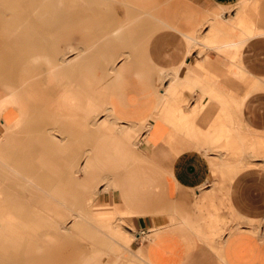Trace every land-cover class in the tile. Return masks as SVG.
Segmentation results:
<instances>
[{"label": "crops", "instance_id": "1", "mask_svg": "<svg viewBox=\"0 0 264 264\" xmlns=\"http://www.w3.org/2000/svg\"><path fill=\"white\" fill-rule=\"evenodd\" d=\"M123 1L131 12L156 13V19L161 23L158 25L152 18L150 22L143 21L142 29L137 28V36L150 32L144 52H137L135 57L126 52L124 57L128 65L123 67V38L131 31L127 28L130 21L123 22V11L119 10L102 11L93 20L109 25L119 19L118 26H123L122 29L116 26L112 31L118 41L114 47L117 52L110 60L116 63V68L94 69L88 80L77 82L72 77V72L80 70L84 63H77L78 59L74 58L72 66L71 58L63 64V58L59 56L64 47L61 42L31 44L21 61L22 66H16V82L0 87V112L4 106H15L10 117L5 118L0 113V158L15 163V146L22 144L12 140L15 137L12 131L22 127L24 135L33 123L36 125L39 114L45 118L51 115L57 120L54 126L38 130L45 147L62 146L65 138H78L79 143L88 146L86 159L93 161L98 173L82 169L86 176L80 189L75 186L78 182L76 155L71 156L72 159L59 153L55 160H45L49 161L51 170L44 169V172L53 175L52 171L56 170L54 181H48L45 174L42 180L33 174L25 176L26 183L28 177L39 178L45 191L55 188L61 194L68 193L71 188L76 193L81 190L80 193L91 194L87 208L82 206L88 210V217L83 221L78 219L88 223L89 219L95 218L100 226L103 225L101 227L113 229L110 234H105L108 241L102 239V243L81 252L70 264H77L83 258L85 264H264V165L262 168L258 166L259 162H251L247 166L242 158L249 149L252 156H264L261 148L264 138L256 137L257 132L264 133V92L256 87L257 82L264 83V38L243 40L257 31L264 33V0H121L122 5ZM59 12L47 13L46 9L45 23L31 21L27 26L18 25L15 29L23 28L22 31L26 30L21 31L23 34L40 30L41 24L47 29L53 26L58 29ZM215 19L220 24H213ZM6 21L0 27L10 33L14 26ZM116 29L119 34L114 32ZM70 33H75L73 25ZM223 35L231 37H226L225 41ZM12 39L6 47L5 38L0 34V50L15 52V35ZM72 42L76 43L75 40ZM65 49L73 51L74 47L66 46ZM9 59L3 54L0 65L10 64ZM134 59L146 63L132 62ZM52 63L55 66L51 70ZM45 64L52 87L46 90L48 93L40 95L42 78L35 74L36 71L40 73L41 65ZM82 72L89 73L85 68ZM94 78L98 81L96 86ZM0 79L9 82L8 78ZM102 81L109 86L104 89L105 100L93 96ZM64 87L69 90L55 96L54 92L59 93ZM79 90L84 98H79L77 113L76 103L72 101L79 95ZM35 96L44 98L36 103L32 101ZM104 110L101 120L91 121ZM62 117L86 118V126L63 121ZM48 129H61L57 139L46 136ZM70 163L74 169L70 168ZM2 168L0 172L3 173ZM110 168L116 169V174H109ZM216 170L223 174L222 178L217 179ZM12 171L9 170V174H13ZM73 176L75 180L71 179ZM65 178L71 183L67 190L63 189ZM86 178L89 181L85 183ZM99 178L103 181L95 190ZM24 191L33 192L29 188ZM101 193L104 195L102 202H94L93 196ZM24 208L12 202L7 210L8 214L15 215L16 210ZM58 222L55 219L54 225L58 226ZM28 224L31 225L30 219L29 223L24 222V225ZM120 229L123 230V248L113 243L119 241L113 236L114 231ZM57 230H61L59 226L55 229V238L50 241L36 237L40 243L36 249L30 245L31 229L24 230L26 247L38 253L39 264H51L46 261L50 255L45 251L56 239ZM113 249H123V253L118 256ZM6 253L4 239L0 238V255ZM9 258L18 264L25 259L17 250L12 251ZM7 262L5 257L0 259V264Z\"/></svg>", "mask_w": 264, "mask_h": 264}, {"label": "rangeland", "instance_id": "2", "mask_svg": "<svg viewBox=\"0 0 264 264\" xmlns=\"http://www.w3.org/2000/svg\"><path fill=\"white\" fill-rule=\"evenodd\" d=\"M38 3H41V4L44 3L42 4V7L44 8L46 7L47 13H50L53 11L54 12L60 11L59 13L61 17L59 18V22H58V26H57L58 29H56L55 26L47 29L45 28V26H43V24H41L42 26H40V30L38 29L36 32L31 33V34H25V33L23 34L21 32L23 28L15 29L19 24H20L19 26L22 25L23 27L24 25L29 24L31 21H35L37 23L38 22L45 23V21L47 20L46 16H48V14L43 16L41 19L34 17L32 16L33 14H31V8H33L32 4L33 6H35ZM125 6H126V3L123 1V5H122L121 0H110V1L109 0H37L36 3L30 0H5V1L0 0V26L2 23H4V20L7 19L9 20L10 25L14 26V28L12 29L15 30L12 32L10 31V33H5L4 29L0 27V34L5 38L6 47H8L9 45L8 43L9 40L11 43V41L13 40L12 37L14 35H15V40H16L15 52L13 50H6L7 52L0 50V59H2L3 54H5V58H8V57L10 58L8 61L10 64L0 65V74L3 75L2 76L3 78L9 79V82L4 81L5 79H0V87H3L7 83L16 82L17 75H18L16 71V66L20 65L21 61L24 60L25 52L28 50V48L32 47L31 44H38V42L48 43V42L58 41V42H61L64 47L66 46L74 47L73 51H69L68 49L63 50L64 47H62L61 52L62 51L63 52L62 54L60 53V55L59 54L58 55L60 56V58H63V64L65 60H68L72 57H73V60L75 58V59H78L79 63L80 62L84 63V67H80V70L76 69L72 72V77L77 82L81 79L90 78V74H91L90 72L94 69L104 70L105 68L109 66L112 68H116V65H115L116 63H114L113 60H110V57L111 56L114 57V53L117 52L115 51L114 47H115V42H117L118 40H117V36L112 34V31L114 28H116V26L119 25V19L109 25H103L101 21H97V20L93 21L94 17L98 16L99 13L102 11H112V12H115L116 10L123 11V22L126 23L130 21L129 27L127 28H129L131 32L128 34L129 35L128 37L125 36L123 38V67L127 66L128 63L124 57L125 56L124 54L126 52H130L132 57H135L137 52H140V53L142 51L144 52L143 47L150 33V32L142 33L141 35L137 36V28L139 27L140 29H142V27L144 26L143 21L150 22L152 18L156 19L157 14L154 13V14L149 15V14L139 13V11L131 12L127 10ZM7 11L10 14H6ZM128 18L130 19L128 20ZM43 19H46V20H43ZM41 20L43 22H41ZM156 21L159 23L158 25L161 24L157 19ZM72 25L75 28V33L73 34L70 33ZM41 27H44V28L41 29ZM253 35L255 36V34ZM29 38L31 39L30 41L28 40ZM73 40H75L76 43H73L72 42ZM53 51H56V50H53ZM12 53H14V55ZM11 60L12 61L14 60V62L12 63ZM138 60L134 59V61L132 62L136 61V63L138 64L146 63L144 61L142 62V60L140 59ZM17 62H20V63H17ZM107 62L108 64H106ZM83 68L87 69L89 73H83L82 72ZM39 72L40 73L36 72L35 75H37L38 73V78H42L41 82L39 83V89H40V95H41V94H44L46 90L52 86L50 84L51 82L50 73L47 69L46 64L41 65ZM259 77L260 75L257 78ZM263 79H264V76H263ZM159 83L160 81L157 83L158 86H159ZM256 85H257L256 86L257 89H262L261 92H264V83L259 84V82H257ZM108 88H109L108 83H106L105 81L100 82V84L97 87L95 96L98 99L105 100V98H103L104 96L103 93H105L104 89H108ZM68 90H69L68 87H64L63 89L60 90L61 92L57 93V90H56L54 94L56 96ZM82 93L83 92L79 90V95H76L75 98L73 97L72 102L76 103L75 110L77 113L79 112V108H78L79 98L81 99L84 98V96H82L83 95ZM41 100H42V96L40 98H37V100L32 99V101L36 103L37 101H41ZM14 111H15V106L9 105V106H4L3 110L0 113L3 117L6 118V117H10L14 113ZM104 112L105 110L98 113L94 118H91V121L96 122L98 120H101L103 118ZM52 118L53 116L51 115H49L48 118H45L43 114H39L37 118L35 119L36 125L33 123V125L31 126L32 128L31 129L28 128V130L26 131L24 135H23L22 127H19L15 129L14 131H12V133L15 134V137L12 138V140H14L16 143H21L22 145L17 144L15 146V155H16L17 161H16V164L15 163L10 164V167H11L10 169H9V165H8L9 163L7 162V160L4 161L3 158H0L1 159L0 167L1 168L3 167L2 169L5 170V172L3 173L2 171L0 172V238L4 239V245L7 248V253L5 255H0V259L2 257H5V259H7L8 261L7 262L8 264H18V263H12V260H10L9 258V254L15 250H17V252L21 254V257H25V259L22 258L21 264H24L23 263L24 260H26L25 264H39L38 253L26 247L24 237L27 236V234L24 233L25 232L24 230L31 229L30 235L32 239H36V237H38L39 235V232L44 227L54 230L55 232V229L57 228V226L54 225L55 219H58L59 221L58 226L60 227L61 230L60 231L57 230L56 239L52 241V243L47 247V250L45 251V254L50 255L49 257H47L46 261L49 260L48 263L51 262V264H70L71 262L77 259L78 255L81 252L88 251L93 247V245H98L102 243L104 241L102 239H105L106 241H108L107 240L108 237H106L105 234H110L113 231L111 226L109 228L101 227L97 223L98 221L95 218L89 219L88 223H82V221L78 219L79 217L77 218V216L73 215V213L71 212L72 210L67 209L66 207H64L63 209L62 208L63 206H61L60 204L57 205V203L50 201L46 199L45 197H43L42 196L43 194L36 193L35 190L37 188L32 189L36 186L35 184H31V183L26 184V181H25L26 178H23V177H25L26 175H31V174L40 177L41 180L45 174V176L47 177V180L52 181V179H54V176L49 172L47 173L44 172V168L45 170L49 169L48 165H50L49 161H48L49 163L48 164L47 162H45V160H55L57 156L59 155V153L61 154L63 153L62 155L66 157H71L74 155L77 156L78 158V165L76 168L78 169L77 185L79 186V189H80V186L83 185L82 179L85 176V171L80 170V165H82L85 161V158L87 156L86 151H87L88 146L82 143H79L80 141L79 139L73 140L71 138H65L64 145L62 146L56 147L55 145H52L49 147H45L44 142L40 140V137H39L40 135L38 136L39 134L38 130L40 128L42 129L45 127L54 126V123L57 120L54 118L52 119ZM256 137L264 138V133L257 132ZM244 146H247L246 142L244 143ZM261 148L264 149L263 146ZM61 149H63L64 151L63 150L61 151ZM236 150L239 151L240 146ZM249 151L250 152L243 153L244 156H242V158H243L244 165L248 166L250 165L251 162H259L258 166L263 168L264 156H259V155L252 156L253 155L252 150L249 149ZM42 154H43L42 160L44 161L41 160ZM239 154L240 152L237 153L238 156H240ZM13 165H14V168H12ZM44 166H46L47 168ZM7 169L9 170L16 169L17 171L16 170L14 171L17 172L16 173L17 175L9 174L8 172L9 170ZM227 171L228 170H226V172ZM116 172H117L116 169L110 168L108 170V173L111 175L116 174ZM214 175L217 176V179L223 177V174H220L219 171L217 170L214 171ZM32 179H34V182H36L37 184L39 183V180H40L39 178L32 177ZM45 180L46 179H44V182ZM79 180L81 182H79ZM102 181H103V178H100L99 180L96 181L95 190L99 189V184ZM27 185L31 186V190L33 191V192H29L30 194L27 191L26 192L24 191L25 189L29 188V186ZM44 185L49 186V184H44ZM63 185L65 187L63 189H66V190H67L66 187L68 186L69 188L71 187V183L69 182L67 183L65 179H64ZM24 186L26 187L24 188ZM102 187L103 185L101 186V188ZM71 190L72 189L70 188L69 190L70 193L68 192V193L60 194L63 198L65 197L64 200L67 201L66 205L68 204L70 205V203L76 202L77 206L78 205L85 206L87 208L88 199L91 194H83L82 192L76 193L75 191H71ZM71 192H74V193H71ZM75 193L80 194L81 197L78 195L75 196L74 195ZM68 195L70 196L68 197ZM73 195L75 197H73ZM102 196H104L102 195V193L94 195L93 201L99 202V203L102 202ZM72 197L76 198L77 200L76 199L74 200ZM23 198H25L26 200L25 199L23 200ZM78 199L80 203H78ZM12 202H15L18 206L22 208L26 207V209L16 210L15 215L8 214L9 210H7V208L9 207V203H12ZM98 211L100 210L98 209ZM105 215H109V214H105ZM39 216L44 218L43 225H38L35 223V221H38ZM111 218H114V217H111ZM29 219H30L31 225L29 224L24 225V222L26 220L29 223ZM117 231L116 230L114 231L115 235L113 237L115 239H119V241L113 242V243L119 244V246H121L120 248H122L123 240H122L121 234H123V230L120 229L119 232ZM116 235H119V236H116ZM24 251H28V253H25Z\"/></svg>", "mask_w": 264, "mask_h": 264}, {"label": "bare ground", "instance_id": "3", "mask_svg": "<svg viewBox=\"0 0 264 264\" xmlns=\"http://www.w3.org/2000/svg\"><path fill=\"white\" fill-rule=\"evenodd\" d=\"M5 1V0H4ZM36 3V2H35ZM102 4H104V3H102ZM2 5H3V3H2ZM2 7V6H1ZM32 9H31V13L35 16V17H43V14L45 15V13H46V9L44 8V7H42L41 6V3H38L37 5H35V6H33V4H32ZM241 7V6H240ZM9 11V10H8ZM14 11V10H13ZM8 14V13H7ZM10 14V13H9ZM249 14V13H248ZM11 18V17H10ZM18 18V17H17ZM244 17H241L240 19H243ZM41 19V18H40ZM18 20V19H17ZM6 21V20H5ZM9 21V20H8ZM214 22H213V24L214 23H217V24H220L218 21H217V19H215V20H213ZM7 22V21H6ZM11 22H12V20H11ZM8 24H9V22H7ZM13 23H14V21H13ZM20 23V22H19ZM254 23V22H253ZM5 25V24H4ZM3 25V26H4ZM17 25V24H16ZM20 25V24H19ZM124 25V24H123ZM7 26V25H6ZM25 26H27V25H25ZM121 26V25H120ZM120 26H118V27H120ZM8 27V26H7ZM13 27V26H12ZM214 27H215V25H214ZM25 28V27H24ZM121 29L123 28V26L122 27H120ZM125 28V27H124ZM213 28V27H212ZM216 28H218V27H216ZM4 29V28H3ZM9 29V28H8ZM30 30V29H29ZM119 29H116V30H114V32H117ZM8 31V30H7ZM14 31V30H13ZM24 31H26V30H24ZM24 31H22V32H24ZM37 31V30H36ZM217 31H218V29H217ZM113 32V33H114ZM230 32V31H229ZM34 33V32H33ZM224 33V32H223ZM222 33V34H223ZM117 34H119L118 32H117ZM116 35V34H115ZM119 36V35H118ZM209 36V35H208ZM211 36H213V34H211ZM222 36V35H221ZM224 36V35H223ZM246 36V35H245ZM225 37V36H224ZM227 38L229 37V36H226ZM226 37H225V39H226ZM231 37V36H230ZM229 37V38H230ZM211 38V37H210ZM222 38V37H221ZM256 38H264V33L263 34H260L258 31L255 33V36L254 35H251L250 37H245L243 40L244 41H251V40H253V39H256ZM224 39V38H223ZM224 39V40H225ZM236 39V38H235ZM219 40V39H218ZM231 40V39H230ZM225 41H227V39L225 40ZM236 41H238V40H236ZM229 42V41H228ZM41 46V45H40ZM244 46V45H243ZM245 47V46H244ZM28 54H30V52L29 53H27V56H29ZM32 54V53H31ZM46 55V54H45ZM44 55V56H45ZM43 56V57H44ZM56 56V55H55ZM35 57H37V56H35ZM129 57H130V55H129ZM30 58V57H29ZM29 58H27V59H29ZM46 58V57H45ZM45 58L43 59V60H45ZM73 58V57H72ZM34 59H36V58H34ZM51 59H52V57H51ZM71 59V58H70ZM42 60V61H43ZM59 60V59H58ZM12 61V60H11ZM19 61V60H18ZM29 61V60H28ZM27 61V62H28ZM34 61V60H33ZM46 61H48V60H46ZM72 62V66H73V59L71 60ZM74 61H75V59H74ZM14 62V60L12 61V63ZM30 62H32V61H30ZM35 62V61H34ZM34 62H32V63H34ZM49 62V61H48ZM51 62V61H50ZM16 63V62H15ZM14 63V64H15ZM17 63H20V62H17ZM31 63V64H32ZM76 63V62H75ZM77 63H78V61H77ZM26 64V63H25ZM53 64V63H52ZM51 64V65H52ZM55 64V63H54ZM52 65V67H51V70L54 68V66L55 65ZM21 66H22V63L20 64ZM28 65H29V63H28ZM28 65H26V66H28ZM36 65V64H35ZM49 65H50V63H49ZM86 65V64H85ZM30 66V65H29ZM46 66H48V65H46ZM71 66V67H72ZM75 66V65H74ZM25 67V66H24ZM56 67H57V65H56ZM55 67V68H56ZM61 67H62V65H61ZM84 67V66H83ZM209 67V66H208ZM17 68V67H16ZM111 68V67H110ZM18 69H19V67H18ZM34 69H35V67H34ZM34 69H32V70H34ZM208 69V68H207ZM22 70V69H21ZM25 70V69H24ZM24 70H23V73H25L24 72ZM27 70L29 71V69L27 68ZM51 70H50V72H51ZM109 70V69H108ZM18 71V70H17ZM27 71V72H28ZM60 71V73L62 72V70L60 69L59 70ZM58 71V72H59ZM93 71V70H92ZM111 71V70H110ZM21 72V71H20ZM37 72V71H36ZM57 72V73H58ZM243 72V71H242ZM22 72H21V74H23ZM35 73V72H34ZM33 73V74H34ZM29 74V73H28ZM38 74V73H37ZM62 74V73H61ZM64 74V73H63ZM244 74V73H243ZM242 74V75H243ZM245 74H246V72H245ZM55 75V74H54ZM28 76V75H27ZM27 76H25V77H27ZM35 76V75H34ZM38 76V75H37ZM21 76L19 75V78H20ZM29 78V77H28ZM56 78H57V75H56ZM62 78H63V76H62ZM66 78V77H65ZM22 79V78H21ZM26 80V78H24V75H23V80ZM32 79H35L34 77L32 78ZM51 79V78H50ZM54 79V78H53ZM249 79V78H248ZM28 80V79H27ZM68 80V79H67ZM70 80V79H69ZM88 80V79H87ZM253 81V80H252ZM34 82V81H33ZM52 82H54V81H52ZM97 80H96V78H94V86H96V84H97ZM38 84V83H37ZM36 84V87L38 86ZM61 84V83H60ZM59 84V85H60ZM211 86V85H210ZM22 87V86H21ZM259 87V86H258ZM34 88V87H33ZM82 88V87H81ZM217 88V87H216ZM23 89H24V86H23ZM25 89H27V88H25ZM249 89H251V88H249ZM256 89V88H255ZM35 90V89H34ZM55 90V89H54ZM85 90V89H84ZM90 90V89H89ZM92 90V89H91ZM35 91H37V90H35ZM40 91V90H39ZM94 91V90H93ZM211 91V90H210ZM259 91H261V90H259ZM26 92L28 93V89L26 90ZM47 92V91H46ZM89 92V91H88ZM24 93V92H23ZM48 93V92H47ZM93 93V92H92ZM162 93V92H161ZM28 94H30L31 95V93H28ZM33 95V94H32ZM34 95H37L36 93H34ZM248 95V94H247ZM39 96V95H38ZM44 96V95H43ZM42 96V97H43ZM49 96V95H48ZM48 96H46V99H47V97ZM52 96V95H51ZM93 96H95V95H93ZM226 96V95H225ZM31 97V96H30ZM36 98H34V99H36L37 100V98H40V97H37V96H35ZM245 97V96H244ZM249 97V96H248ZM44 98V97H43ZM51 97H49V99H50ZM54 98V97H53ZM33 99V98H32ZM45 99V100H46ZM52 99V98H51ZM242 99H244V98H242ZM48 100V99H47ZM56 101V100H55ZM249 101V100H248ZM42 102V101H41ZM242 102V101H241ZM100 104V103H99ZM217 105H219V104H217ZM229 105V104H228ZM247 105V104H246ZM220 106V105H219ZM222 106V105H221ZM242 106V105H241ZM29 109V108H28ZM29 111V110H28ZM118 115V114H117ZM107 116V115H106ZM47 118V117H46ZM53 119V118H52ZM51 119V120H52ZM62 119H63V121H71V122H76V123H78V125H85L86 126V118H69V117H62ZM28 120V119H27ZM60 120V119H59ZM24 121V120H23ZM51 122V121H50ZM54 122V121H53ZM93 122V121H92ZM98 123V122H97ZM58 124V123H57ZM60 124H62V123H60ZM89 125V124H88ZM91 125V124H90ZM93 125V124H92ZM91 125V126H92ZM90 126V127H91ZM59 127V126H58ZM53 128V127H52ZM92 128V127H91ZM98 129V128H97ZM46 131V130H45ZM63 131V130H62ZM61 132V129L59 130H53V131H51L50 129H48L47 130V133H46V136H48V137H56V139H57V135H59L58 133H60ZM96 132V131H95ZM97 132H98V130H97ZM101 132V131H100ZM26 133V132H25ZM39 133H41V132H39ZM43 133V132H42ZM86 133V132H85ZM92 133V132H91ZM44 135H45V132L43 133ZM63 134V133H62ZM89 134V133H88ZM61 135V134H60ZM67 135V134H66ZM96 135V134H95ZM37 136V135H36ZM38 136H39V134H38ZM90 136H92V134L90 135ZM97 136V135H96ZM232 136V135H231ZM40 137V136H39ZM78 137V136H77ZM84 137H86V136H84ZM83 138V137H82ZM93 138V137H92ZM75 139H78V138H75ZM94 139V138H93ZM49 141H50V139H49ZM52 141V140H51ZM55 141V140H54ZM89 141H91V140H89ZM95 141V140H94ZM56 142H58L57 140H56ZM80 142V141H79ZM50 143V142H49ZM48 143V144H49ZM59 143V142H58ZM85 143H87V142H85ZM62 144V143H61ZM53 145V144H52ZM86 145V144H85ZM51 149V148H50ZM53 149V148H52ZM89 149V148H88ZM57 150V149H56ZM63 149H61V151H62ZM49 151V150H48ZM57 152V151H56ZM90 152H91V150H90ZM90 156V155H89ZM11 158V157H10ZM61 158H63V157H61ZM72 158V157H71ZM65 160H66V158H64ZM73 159V158H72ZM86 159V158H85ZM13 160V159H12ZM15 160V159H14ZM64 160V161H65ZM71 160V159H70ZM1 161V160H0ZM17 161V160H16ZM16 161H15V164H16ZM72 162V161H71ZM73 162H75V161H73ZM45 163V162H44ZM60 163V162H59ZM67 163H69V162H67ZM4 164V163H3ZM9 164H11V163H9ZM8 164V165H9ZM49 164V163H48ZM43 165V164H42ZM52 166V165H51ZM53 166H54V164H53ZM57 166V165H56ZM55 166V167H56ZM59 166V165H58ZM69 166H70V168H72L73 167V163H70L69 164ZM10 167V166H9ZM43 167V166H42ZM44 167H46V166H44ZM54 167V168H55ZM61 167H63V166H61ZM60 167V168H61ZM11 168V167H10ZM9 168V169H10ZM13 168V167H12ZM47 168V167H46ZM49 168H50V166H49ZM54 168H52V169H54ZM59 168V167H58ZM64 168V167H63ZM89 169V170H92V172L94 173V174H96V173H98V169H97V167L95 166V164L93 163V161L90 159V158H88V159H86V161H85V163L84 164H82V165H80V170H84V169ZM9 169H7V170H9ZM45 169V168H44ZM56 169V168H55ZM65 169V168H64ZM69 169V168H68ZM67 169V170H68ZM72 169H74V168H72ZM14 170H16V169H13V171ZM49 170V169H48ZM51 170V169H50ZM49 170V171H50ZM2 171V170H1ZM12 171V170H11ZM12 171V172H13ZM17 171V170H16ZM69 171V170H68ZM72 171V170H71ZM53 172V175H54V172H56V170L54 171H52ZM14 173L16 174L17 172H15L14 171ZM13 173V174H14ZM51 173V172H50ZM59 170H58V173H57V175H58V177H59ZM87 173V172H86ZM89 173V172H88ZM93 173H90V176H91V178H93L92 176V174ZM14 174V175H15ZM20 174V173H19ZM65 174V173H64ZM77 174V173H76ZM17 175V174H16ZM19 176H21V175H19ZM63 176V175H62ZM68 176H69V174H68ZM86 176V175H85ZM23 177V176H22ZM65 177V176H64ZM24 178V177H23ZM26 178V177H25ZM34 178V177H33ZM89 178V177H88ZM88 178H86L85 179V183L86 182H88L89 181V179ZM56 179H57V177H56ZM59 179H60V177H59ZM58 179V180H59ZM72 180H75L76 178H75V176H73L72 178H71ZM97 179V178H96ZM100 179V178H99ZM27 180H28V183H31V184H35L36 186H37V190L39 191V193L41 192V194H43L42 196L43 197H45L46 199H48V200H50V201H53V202H55V203H57V205L58 204H60L61 206H67L68 208L69 207H71V208H73L72 209V213H73V215H75V216H77V218L79 217V218H81L80 220H82V219H84V218H86V217H88V210H86V208H84V207H82V206H77V204H76V202H73V203H70V205L68 206V205H66V200H64L65 199V197L63 198L61 195H60V192H59V190H58V193L56 192V190H55V188L54 189H50V190H44V188H42L41 186H40V184L38 183H36V182H34V179H30L29 177L27 178ZM68 180V179H67ZM53 181H54V179H53ZM65 181H66V178H65ZM57 182V181H56ZM70 182V181H69ZM28 183H26V184H28ZM55 183V182H54ZM53 184V183H52ZM51 184V185H52ZM56 184V183H55ZM34 185V186H35ZM69 185V184H68ZM74 185V184H73ZM77 184H75V186H76ZM27 186H29V185H27ZM55 186H57V185H55ZM54 186V187H55ZM58 186H60V185H58ZM86 186V185H85ZM116 186V185H115ZM20 187V186H19ZM73 187V186H72ZM86 187H88V186H86ZM95 187V186H94ZM93 187V188H94ZM21 188V187H20ZM29 188H30V191H31V187L29 186ZM53 188V187H52ZM61 188V187H60ZM63 188H65V187H63ZM79 188V187H78ZM85 188V187H84ZM22 189H23V187H22ZM32 189H35V188H32ZM75 189V188H74ZM90 189H91V187H90ZM26 190V189H25ZM66 190V189H65ZM83 190V189H82ZM86 190V189H85ZM38 191H37V193H38ZM67 191H69V190H67ZM73 191H75V190H73ZM81 191V190H80ZM80 191H79V193H80ZM87 191V190H86ZM86 191H84V192H86ZM90 192H91V190H89ZM28 192V191H27ZM62 192V191H61ZM15 193V192H14ZM29 193V192H28ZM89 193V192H88ZM30 194V193H29ZM41 194H40V196H41ZM61 194H64L63 192L61 193ZM65 195H67V194H65ZM64 195V196H65ZM75 196H80L81 197V195L80 194H74ZM73 195V197H75ZM28 196V195H27ZM70 195H68V197H69ZM72 197V198H73ZM25 198H23V200H24ZM43 199V198H42ZM74 200L76 199V198H73ZM19 200V199H18ZM22 200V201H23ZM26 200V199H25ZM77 200V199H76ZM78 203H80L79 202V199H78ZM59 205V206H60ZM60 206V207H61ZM56 207H58V206H56ZM64 207H63V209H64ZM15 208V207H14ZM67 208V209H68ZM25 209V208H24ZM39 209V208H38ZM56 209V208H55ZM60 209V208H59ZM66 209V208H65ZM41 210V209H40ZM59 211V210H58ZM62 211V210H61ZM67 211V210H66ZM70 211V210H69ZM46 213V212H45ZM47 214V213H46ZM49 214V213H48ZM73 215H71V216H73ZM90 215V214H89ZM48 217V216H47ZM53 217V216H52ZM76 218V217H75ZM43 220H44V218H42L41 216H39V219H38V221H35V223L36 224H38V225H43ZM83 221V220H82ZM89 221V220H88ZM26 222L28 223V221L26 220ZM52 222V221H51ZM55 222V221H54ZM85 222H86V220H85ZM81 223V222H80ZM82 223H84V222H82ZM91 224V223H90ZM101 226H103V225H101ZM106 226H107V224H106ZM53 227V226H52ZM58 227V226H57ZM105 228H108V227H105ZM104 229V228H103ZM125 230V229H124ZM110 231V230H109ZM104 236V235H103ZM38 238L39 239H42V241H50V240H52L53 238H55V232H54V230H51V229H49V228H42V230L39 232V235H38ZM38 238L37 239H32V242H31V247H32V249H36L37 247H39V245H40V243H39V241H38ZM111 239V238H110ZM135 239H136V236H135ZM115 241V240H114ZM108 243H111V242H108ZM121 243V242H120ZM111 244H113V243H111ZM105 245L107 246V244L105 243ZM115 245V244H114ZM118 245V244H117ZM119 246V245H118ZM107 247H109V246H107ZM111 247V246H110ZM121 247V246H120ZM96 248H99V247H96ZM95 248V249H96ZM103 248V247H102ZM105 248V247H104ZM123 248V247H122ZM116 249V248H115ZM92 250H94V249H92ZM109 250H112V248H110ZM121 250H123V249H121ZM121 250H114L113 249V251H115V253H117V255L118 256H120L121 255V253H123ZM39 251V250H38ZM96 251V250H95ZM114 255V254H113ZM88 260V259H87ZM25 261V260H24ZM44 261V260H43ZM49 261V260H48ZM85 260L83 259V260H81V261H78L77 262V264H82L83 262H84ZM83 264H85V263H83ZM123 264V263H122Z\"/></svg>", "mask_w": 264, "mask_h": 264}]
</instances>
